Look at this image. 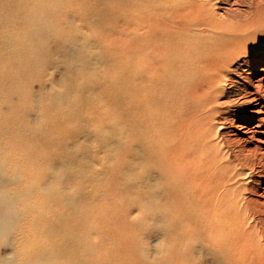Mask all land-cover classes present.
I'll use <instances>...</instances> for the list:
<instances>
[{"label":"bare ground","instance_id":"obj_1","mask_svg":"<svg viewBox=\"0 0 264 264\" xmlns=\"http://www.w3.org/2000/svg\"><path fill=\"white\" fill-rule=\"evenodd\" d=\"M263 130L264 0H0V264H264Z\"/></svg>","mask_w":264,"mask_h":264},{"label":"rangeland","instance_id":"obj_2","mask_svg":"<svg viewBox=\"0 0 264 264\" xmlns=\"http://www.w3.org/2000/svg\"><path fill=\"white\" fill-rule=\"evenodd\" d=\"M231 2H235V1H237V0H230ZM223 7H225V6H227L226 4H221ZM61 67V66H60ZM59 67V69H57V70H55L54 72H53V70L54 69H52V70H48V72H51L52 73V79H55V80H58V78L60 77V75H59V71H62V68H60ZM246 69V68H245ZM246 71V75L247 76H249L250 75V70H248V69H246L245 70ZM253 76L255 77L254 78V81L255 82H257V80H258V78H259V70L256 72V73H254L253 74ZM238 81L239 82H241V83H243V80H240V79H238ZM35 89H38V86L36 85L35 86ZM236 99V101H238V103H241L242 102V100L244 101V99L243 98H241V96H239V97H232L231 99ZM250 109H246V108H241V106H238L237 108H236V111H237V113L239 114V116H243V115H246V113L249 111ZM37 116L35 117V120L37 121ZM251 127H255V125H251ZM227 132H228V134L230 133V134H236V133H238V131L237 130H235V128H233V127H227L226 129H225ZM258 130V129H257ZM264 131V130H263ZM229 134V136H232V135H230ZM243 136V135H242ZM85 138H87L86 140L88 141V149H89V151H91L90 153H93V152H95V151H97V146H95L96 144H95V142H94V139L92 138V136L91 135H85L84 136ZM84 138V139H85ZM84 146H86V144L84 145ZM156 246H158L157 245V243H154V245L153 246H151V249H152V251H155V249H156Z\"/></svg>","mask_w":264,"mask_h":264}]
</instances>
